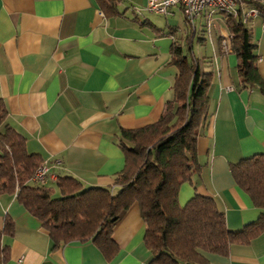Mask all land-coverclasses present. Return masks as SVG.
I'll return each instance as SVG.
<instances>
[{"label": "crops", "instance_id": "1", "mask_svg": "<svg viewBox=\"0 0 264 264\" xmlns=\"http://www.w3.org/2000/svg\"><path fill=\"white\" fill-rule=\"evenodd\" d=\"M121 1L108 16L95 0H0L6 110L0 134L8 125L24 137L26 151L48 163L42 183L57 195L62 176L84 187H111L124 166L120 130L154 123L172 98V49L178 46L187 61L203 60L211 74L207 116L196 139L199 170L180 185L178 203L199 193L213 199L229 229L257 221L262 210L236 184L230 164L264 153V95L242 85L236 53L232 47L225 52L230 33L223 14L214 13L216 24L208 27L205 13L189 23L179 5L148 15L145 0ZM246 26L264 77V18ZM6 220L12 232L1 236L6 256L0 264H152L136 203L114 225L118 250L110 260L90 240L54 245L15 189L0 192V229ZM201 253L209 264H264V231L230 244L225 254Z\"/></svg>", "mask_w": 264, "mask_h": 264}, {"label": "trees", "instance_id": "2", "mask_svg": "<svg viewBox=\"0 0 264 264\" xmlns=\"http://www.w3.org/2000/svg\"><path fill=\"white\" fill-rule=\"evenodd\" d=\"M95 1L106 15L117 13L120 0ZM245 3L264 18L262 0ZM223 16L242 85L256 87L264 95V77L256 66L250 28L239 13ZM171 62L177 73L172 98L160 117L140 128L120 130L124 166L115 173L111 187H84L75 178L62 176L56 178L58 195L52 196V187L30 180L40 157L28 153L24 137L5 125L0 134V192L17 188V199L41 221L54 245L90 240L110 260L118 250L112 238L114 225L134 203L145 225L143 242L152 264H209L201 251L225 254L230 244L247 243L264 231V153L230 164L236 184L262 210L257 221L239 230L229 229L213 199L199 193L183 206L178 203L180 185L199 170L196 139L207 116L211 74L204 72L203 60L187 61L178 46L172 49ZM5 117L0 101V122ZM11 232L12 222L6 220L0 239ZM5 256L0 247V263Z\"/></svg>", "mask_w": 264, "mask_h": 264}, {"label": "built area", "instance_id": "3", "mask_svg": "<svg viewBox=\"0 0 264 264\" xmlns=\"http://www.w3.org/2000/svg\"><path fill=\"white\" fill-rule=\"evenodd\" d=\"M246 0H145V6L149 11L166 14L171 6L179 5L187 22L192 23L194 19L205 13L208 19L207 26L211 27L216 24L214 13L241 15L242 21L246 24L247 21L259 15V10L255 7H246ZM264 2V0H262ZM226 39L227 36H225ZM224 50L229 52L231 44L229 40L224 41ZM49 165L46 161H41L30 180L42 183L48 175ZM17 194V188H15Z\"/></svg>", "mask_w": 264, "mask_h": 264}, {"label": "rangeland", "instance_id": "4", "mask_svg": "<svg viewBox=\"0 0 264 264\" xmlns=\"http://www.w3.org/2000/svg\"><path fill=\"white\" fill-rule=\"evenodd\" d=\"M126 2H128V0H122L121 1V3L122 4H124V3H126ZM148 9L146 8L144 11H142L143 13H145V14H148V15H154L153 13H151L152 11H147ZM156 16H158V15H156ZM160 17V16H159ZM193 44H194V49H195V51L197 50L196 48H197V46H196V38L194 39V42H193ZM52 196H57V194L56 193H53L52 194Z\"/></svg>", "mask_w": 264, "mask_h": 264}]
</instances>
